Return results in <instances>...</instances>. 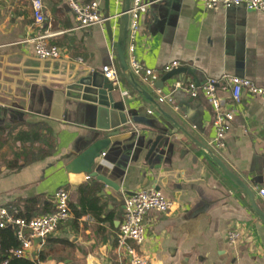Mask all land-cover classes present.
I'll return each instance as SVG.
<instances>
[{"label":"crops","instance_id":"0c3cea01","mask_svg":"<svg viewBox=\"0 0 264 264\" xmlns=\"http://www.w3.org/2000/svg\"><path fill=\"white\" fill-rule=\"evenodd\" d=\"M96 1L103 16L104 2ZM143 1L148 6L138 17L133 55L157 78L150 86L132 75L125 40L124 59L134 82L251 191L264 213V198L258 195L264 189V95L241 94L224 147L215 149L210 145L212 112L206 100L200 94L191 98L182 90H171L175 81L198 87L222 74L244 78L264 90V16L241 6L205 10L197 0ZM41 3L42 22L35 25L28 1L0 0V108L7 116L21 114L0 126L10 125L16 131L27 124L39 125L50 146L47 156L18 170H7L0 160V209L17 212L13 203L22 209L26 201L34 199L37 211L31 217L41 216L39 212L53 210L54 193L62 188L68 194L69 218L39 244L31 243L28 257L22 259L33 264H86L92 259L98 264H128L115 249L122 198L157 187L171 208L144 218V242L139 251L149 264H264V226L250 210L244 193L203 151L159 116L121 72L116 59L119 18L114 27L111 21L109 39L104 23L77 29L63 0ZM121 8L122 0H108L107 16L120 13ZM42 34L49 35L48 44L61 49L64 58L37 59L31 45L19 43ZM109 55L120 77L124 111L153 116L114 128L118 136L103 151L100 168L99 159L95 162L97 175L117 185V192L95 178L65 169L92 140L105 137L108 131L97 129L105 121L97 117L95 105L62 100L61 92L80 76L100 74ZM173 61L186 72L161 85L165 75L161 69ZM43 91L51 92L49 108L38 104ZM157 92L168 95L170 102L158 103ZM218 96L228 105V90ZM157 130L164 133L158 135ZM157 136L161 138L151 150ZM85 216L92 222L79 220ZM229 231L238 235L234 244L228 243Z\"/></svg>","mask_w":264,"mask_h":264},{"label":"built area","instance_id":"2783aa9c","mask_svg":"<svg viewBox=\"0 0 264 264\" xmlns=\"http://www.w3.org/2000/svg\"><path fill=\"white\" fill-rule=\"evenodd\" d=\"M31 11L33 23L38 25L42 22V3L41 0H25ZM117 3L120 0H115ZM205 10L214 8L228 9L231 7H243L248 11H256L264 16V0H197ZM64 4L72 14L77 29H85L94 25H101L105 21H111L112 26L115 19L121 13L104 18L99 10V2L92 0L79 3L76 0H63ZM148 3L143 0H130L129 8L126 11V51L128 67L132 75L141 79L144 83L153 86L156 80V73L152 70L143 68L133 55L134 41L138 30V17L144 13ZM114 27V26H113ZM112 27V28H113ZM49 35L42 34L27 37L19 41L20 44L31 45V51L37 59L59 60L65 57V53L56 46L49 45L47 40ZM178 68V63L173 61L164 65L162 73H168L172 69ZM100 75L111 86L121 91V81L117 69L109 55L108 63L99 69ZM171 90H182L191 98L200 94L207 102L212 112L211 126L213 137L210 145L215 149L224 147V136L228 131L229 124L233 120L234 106L239 102L243 92L251 96H263L264 90L255 87L251 82L244 78L233 75L222 74L218 79H208L201 86H195L189 82L182 84L175 81L171 84ZM229 91L230 102L225 104L219 98L220 91ZM158 91V90H157ZM159 94V92H157ZM124 94V93H122ZM170 102L168 95L159 94L157 102ZM104 154L102 153L101 156ZM258 195L264 198V189L258 190ZM171 208V203L164 198L161 193L154 189H141L134 193L123 196L121 222L115 234V249L118 255L125 256L128 264H149L148 259L139 251L144 242L145 224L144 218L150 212L165 213ZM17 212L0 209V228L11 226L14 228L17 247L9 250L8 254L14 258H27L31 248V241L39 238L41 241L52 234L59 225L65 223L69 218L68 194L59 188L54 193V208L51 212L30 219H23L16 216ZM80 221L91 223L92 218L85 216ZM238 235L234 231L227 233L229 244H234ZM0 264H6L5 261Z\"/></svg>","mask_w":264,"mask_h":264},{"label":"water","instance_id":"95a60500","mask_svg":"<svg viewBox=\"0 0 264 264\" xmlns=\"http://www.w3.org/2000/svg\"><path fill=\"white\" fill-rule=\"evenodd\" d=\"M104 2V14L103 17L106 18L107 16V3L108 0H103ZM130 0H122V8H121V15L118 20L117 25V44H116V59L118 65L120 67L121 72L127 76V81L129 85L141 96L143 97L147 103H149L158 113L159 116L166 119L175 129L185 135L191 143L196 145L201 151H203L216 165L219 169L224 173V175L232 181V183L240 189L247 198L248 205L252 213L258 218L261 224L264 226V213L256 206L254 202V195L249 191V189L232 173H230L221 163L216 159L212 153L202 145L195 142L192 137H190L181 127H179L167 114L161 111L160 107L154 102L153 98H151L141 87H139L133 80L124 59V46L126 40V26H127V15L126 11L129 8ZM66 7V5L64 4ZM104 29L106 32L107 37L111 38V29H110V22H104ZM186 70L184 68H176L172 69L170 72L165 73V75L161 78L160 83L161 85L170 80L172 77L177 76L179 74H184ZM158 87V89H160ZM34 97L33 95L31 96ZM61 97L63 99H68L72 101H81L90 103L95 105L97 111V117H101L103 124L97 127L100 131H108L105 137L100 139L92 140V142L79 154H77L65 167L66 171L72 174H84L88 178H95L97 181L101 182L104 186L112 189L114 192L119 190V187L109 181L108 179L97 175V169L95 166V162L99 159V163L97 165L100 168V162L104 161V155L101 156L103 151L107 149V147L113 143L111 138L118 136V132L114 131L113 129L118 126H123L128 122L131 123H138L137 118L139 117H146L152 119L153 116L151 114H139L133 112H125L123 107V102L121 99V92L118 88L111 86L106 80L102 78V76L98 73H91L86 76H80L75 79L73 82L65 85L61 92ZM51 92L43 91L40 95H38V104H43L49 108L51 105ZM18 117L21 116L19 113H14ZM15 115L7 116L6 110L0 108V125L3 123H11L16 119ZM45 115V114H44ZM46 116V115H45ZM108 118L110 119L107 123ZM156 133L158 135H162L164 132L161 130H157ZM134 135L135 133H131ZM161 136H157V141L151 143V150L157 145L158 141L160 140ZM156 140V139H155ZM104 154V153H103ZM100 157L103 159L100 160ZM157 190V187L154 188ZM53 200V199H52ZM12 228L11 226H8ZM32 244H39L41 239L34 238L32 239ZM86 264H98L97 261L94 259L87 261Z\"/></svg>","mask_w":264,"mask_h":264},{"label":"trees","instance_id":"16d2710c","mask_svg":"<svg viewBox=\"0 0 264 264\" xmlns=\"http://www.w3.org/2000/svg\"><path fill=\"white\" fill-rule=\"evenodd\" d=\"M38 127L39 125L27 124L24 130L14 131V128L10 125L0 126V160L7 170H18L47 156L50 146L47 144V139L43 138ZM35 206L36 201L34 199L26 201L22 209L16 203L11 205L17 210L16 216L23 219L32 218V213L37 211ZM39 214L43 215L45 212L41 211ZM75 216L78 217L79 213H76ZM16 247L14 230L8 229L7 226L0 228V263L5 261L6 264H33L25 259L14 258L8 254L9 250Z\"/></svg>","mask_w":264,"mask_h":264}]
</instances>
